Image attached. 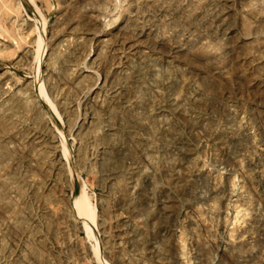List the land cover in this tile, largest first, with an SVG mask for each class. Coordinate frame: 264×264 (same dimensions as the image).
I'll use <instances>...</instances> for the list:
<instances>
[{
  "label": "rangeland",
  "instance_id": "obj_1",
  "mask_svg": "<svg viewBox=\"0 0 264 264\" xmlns=\"http://www.w3.org/2000/svg\"><path fill=\"white\" fill-rule=\"evenodd\" d=\"M0 264H264V0H0Z\"/></svg>",
  "mask_w": 264,
  "mask_h": 264
},
{
  "label": "bare ground",
  "instance_id": "obj_2",
  "mask_svg": "<svg viewBox=\"0 0 264 264\" xmlns=\"http://www.w3.org/2000/svg\"><path fill=\"white\" fill-rule=\"evenodd\" d=\"M25 55V54H24ZM28 56V55H27ZM20 61V60H19ZM18 61V62H19ZM115 90V89H114ZM81 201H82V210L81 213L83 214V216L89 221L91 220V212L89 210V207L87 206V204L85 203V197L83 194V190H81ZM79 212V211H78ZM234 220V219H233ZM236 221V220H235ZM243 221V220H242ZM239 230V229H238ZM233 231V230H232Z\"/></svg>",
  "mask_w": 264,
  "mask_h": 264
}]
</instances>
